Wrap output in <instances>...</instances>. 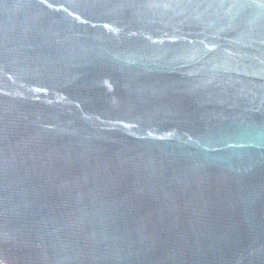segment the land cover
I'll use <instances>...</instances> for the list:
<instances>
[{
  "label": "water",
  "instance_id": "95a60500",
  "mask_svg": "<svg viewBox=\"0 0 264 264\" xmlns=\"http://www.w3.org/2000/svg\"><path fill=\"white\" fill-rule=\"evenodd\" d=\"M0 264H264V0H0Z\"/></svg>",
  "mask_w": 264,
  "mask_h": 264
}]
</instances>
